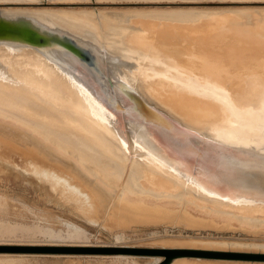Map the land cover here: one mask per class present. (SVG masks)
I'll use <instances>...</instances> for the list:
<instances>
[{"label": "bare ground", "instance_id": "1", "mask_svg": "<svg viewBox=\"0 0 264 264\" xmlns=\"http://www.w3.org/2000/svg\"><path fill=\"white\" fill-rule=\"evenodd\" d=\"M116 1L141 6L115 12L50 7ZM0 3L49 5L2 9L29 14L103 50L113 76H121L171 120L172 125L162 120L167 128L180 134L185 133L183 126L211 140L239 145L232 139L239 132L234 126L237 117L249 119L254 111L264 114V0ZM162 4L165 7L154 6ZM86 93L33 50L0 46V180L12 178L38 188L94 220L100 229H155L149 235L152 242L145 243L148 249L177 250L174 256L189 250L194 255L174 258L169 264L232 262L199 258L209 255L200 250L209 249L264 254V193L234 187L235 196L229 200L209 195V190L169 171V163L149 146L154 140L148 132L133 126L126 134L115 129L111 116ZM211 187L217 189L207 188ZM64 224L75 238L85 237L81 228ZM172 230L178 236L169 237ZM182 231L245 233L253 239L211 240L183 236ZM125 238V233L114 235L118 243ZM112 258L163 264L161 256H149L144 262L125 255Z\"/></svg>", "mask_w": 264, "mask_h": 264}, {"label": "water", "instance_id": "2", "mask_svg": "<svg viewBox=\"0 0 264 264\" xmlns=\"http://www.w3.org/2000/svg\"><path fill=\"white\" fill-rule=\"evenodd\" d=\"M39 4L0 3V46L23 47L42 55L56 72L71 76L75 84L85 88L93 104L111 116L115 129L126 134L133 126L148 132V138L150 134L154 140L149 146L165 158L169 171H175L186 182L204 187L209 190L208 194L212 193L209 195L229 200L235 196L234 187L264 193V114L254 111L249 119L242 117L234 122L239 132L234 134V131L232 139L242 143L239 145L211 140L183 126L185 133L182 134L169 129L162 123V120L171 123L168 117L145 102L121 76H113L103 50L58 27H48L29 14L2 9L49 6ZM112 62L117 64L116 60ZM146 111L154 113L148 116ZM208 185H215L217 189H209ZM166 260L163 264L171 262V259Z\"/></svg>", "mask_w": 264, "mask_h": 264}, {"label": "rangeland", "instance_id": "3", "mask_svg": "<svg viewBox=\"0 0 264 264\" xmlns=\"http://www.w3.org/2000/svg\"><path fill=\"white\" fill-rule=\"evenodd\" d=\"M61 6L68 7L65 5L50 7ZM130 6L135 7L141 5H130L121 1H116L101 3L90 2L69 7H84L96 10L105 9L106 12H115ZM154 6L165 7L163 4ZM202 6L214 7L213 4H197L195 7ZM174 7H177V5H174ZM237 118L241 119L242 117ZM26 184L27 183L21 180H14L12 178L2 177L0 180V264L131 263V261L130 263L124 261L114 263V258H112L113 255L133 256L136 257L135 261L141 259L140 261L143 262L147 261L149 259L147 257L149 256H161L163 257V263L167 261V258L171 260L179 257L194 258L193 253H189V250H181V252H187L182 255L174 256L173 253L177 250L146 248L148 246L145 243L152 242V240L149 239V235L151 232L155 231V229L135 228L133 230H123L113 227L110 228L109 226L100 229L101 226H98L94 220H89L83 213L57 201L53 196L45 194L42 190L29 187ZM65 222L72 223L81 228L86 238H75L72 236L69 228L65 226ZM169 232V237L178 236L176 230ZM119 233H125L126 238L124 241L118 243L115 242L114 235ZM181 234L183 236H203L205 239L211 240H238L249 242L253 239L251 234L245 233H235V235H230L228 233L220 235L182 231ZM123 245L134 248H118ZM199 252L209 254L199 257L207 259L206 261H232L228 262V264H264V254H253V252L259 251L229 248L226 252L211 249L200 250Z\"/></svg>", "mask_w": 264, "mask_h": 264}, {"label": "crops", "instance_id": "4", "mask_svg": "<svg viewBox=\"0 0 264 264\" xmlns=\"http://www.w3.org/2000/svg\"><path fill=\"white\" fill-rule=\"evenodd\" d=\"M114 261H115L116 263H118L119 260H118V259H114ZM121 261H123V260H121ZM111 264H112V263H111Z\"/></svg>", "mask_w": 264, "mask_h": 264}, {"label": "snow or ice", "instance_id": "5", "mask_svg": "<svg viewBox=\"0 0 264 264\" xmlns=\"http://www.w3.org/2000/svg\"><path fill=\"white\" fill-rule=\"evenodd\" d=\"M262 150H264V145H262Z\"/></svg>", "mask_w": 264, "mask_h": 264}]
</instances>
